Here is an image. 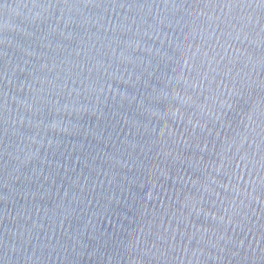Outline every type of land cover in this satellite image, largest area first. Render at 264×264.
I'll list each match as a JSON object with an SVG mask.
<instances>
[{
	"label": "water",
	"instance_id": "1",
	"mask_svg": "<svg viewBox=\"0 0 264 264\" xmlns=\"http://www.w3.org/2000/svg\"><path fill=\"white\" fill-rule=\"evenodd\" d=\"M0 264H264V0H0Z\"/></svg>",
	"mask_w": 264,
	"mask_h": 264
}]
</instances>
